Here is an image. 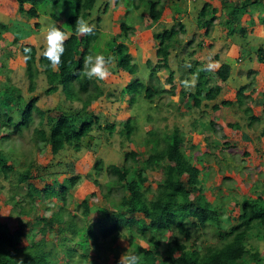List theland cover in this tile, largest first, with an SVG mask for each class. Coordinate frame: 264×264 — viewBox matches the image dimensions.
Masks as SVG:
<instances>
[{
    "label": "trees",
    "instance_id": "16d2710c",
    "mask_svg": "<svg viewBox=\"0 0 264 264\" xmlns=\"http://www.w3.org/2000/svg\"><path fill=\"white\" fill-rule=\"evenodd\" d=\"M96 1L16 0L19 13L28 17H38L42 6L50 7L51 5L55 8L67 2L73 5V13L66 17L67 28L59 26L69 35L65 41V51L58 68L48 67V61L40 55L43 45L39 46V51L30 43H23L20 47L29 94L37 88L38 75L41 73L46 82L44 93L50 95L59 91L64 95L62 102L65 104L61 102L54 106H39L37 95L25 97L21 87L12 83L11 77L7 78L9 83H5L0 89V127L7 129L2 139L9 138L12 133L20 134L23 128H29L34 122L35 113L40 118L32 129L33 141L36 145L41 142L43 146H48L53 156H56L66 145L79 150L80 142L84 138H92L91 131L94 123L98 125L99 117L93 115L92 120L82 121L78 128L72 124L70 117L72 114L81 116L93 101L105 98L104 88L102 89L99 85L102 81L95 78L89 79L82 73L84 57L94 50L91 46L99 39V29L93 26L94 32L91 35H78L75 32V21L78 18L88 21ZM121 2L125 5L123 0H116V4ZM130 2L128 6L132 5L131 8H145L148 18L154 23L159 21L166 5L165 0H130ZM261 4L264 5L263 0H243L233 5L232 8L242 14L244 8H248L249 5L259 6ZM240 7L244 10L240 11L238 9ZM227 8L229 10L231 7ZM47 13L56 21L64 17L60 16V11L56 9ZM127 13L125 14L128 15ZM212 13L214 9H211L208 2H204L200 16L204 17L206 35L214 25L222 22L214 15L209 16ZM64 14L65 12L62 13ZM262 22L264 23V18ZM35 23L39 24L38 21ZM177 26L173 25L170 29H163L162 32H153L156 43L152 57L158 64L150 70L156 80L145 89L138 88L137 90L138 94L147 99L152 100L153 95L161 96L166 92L171 95L176 94V86L173 82L176 75L174 70L170 69L169 56L179 33L184 32L181 24ZM119 28L117 34L119 38L116 40L113 36L104 44L107 52L115 50L112 55L107 53V56H112L113 60L110 64L112 72L109 73L118 75L123 72L131 76L126 83L128 88L134 85L144 86L143 82L135 77L138 68L131 63L132 55L126 43L134 30L130 29L132 27H129L124 20ZM7 30L6 24L0 22V38ZM16 40L18 39H14L15 43H17ZM191 42L189 41V44ZM25 49L31 51L26 53ZM24 55H29L30 59L25 61ZM257 58L264 59L262 49L257 50ZM115 64L120 72L113 70ZM160 69L168 70L166 80L170 83L169 89H165L158 83L157 72ZM207 71V68L201 70L202 73H207ZM189 72L198 73L193 68ZM215 74L220 81L225 82L230 75V66L220 63ZM203 82H198V88L196 87L194 92L181 88L178 93L183 98L193 97L195 106H200L204 99L205 106L208 105L213 111L222 105H232L236 102L244 107V100L241 96L244 94L242 87L236 91V101L221 99L218 103L211 104V101L220 97L221 87L219 85L210 86L205 81ZM107 93L109 94L106 98H109L112 104L113 101H118L117 98L108 97L111 93L106 90L105 94ZM76 101L79 105L74 107L73 103ZM119 104L122 103L118 102ZM13 109L17 112L20 109L18 119ZM243 111L249 115L247 117L250 121L264 120V102L260 115H254L249 104L244 107ZM49 113L53 119L48 133L42 127V122ZM111 117L114 116H109V119ZM164 117L166 118V115ZM132 120L135 119L131 115L125 119L120 131L122 135L125 133L124 135L129 139L135 130ZM215 123L210 120V125L214 130ZM115 126V123L107 120L104 126L100 125V129L104 128L111 135ZM228 126L234 127L233 123H229ZM176 130L180 132L178 127L175 130L171 128V132H165L166 134L151 129L147 131L146 142L150 145L146 156L136 150H128L124 151L122 162L107 165L104 164L102 158L96 157L92 163V170L96 175L104 174L108 179L102 183L96 176L93 177V183L100 192L99 196L93 191L86 194L80 201L73 199L70 189L85 178L81 173L71 170L70 175L55 182L56 184L47 182L40 187L31 181L32 172L36 169L37 177L42 182L45 168L39 171L40 169L35 167L31 159H26L24 168L18 172L19 178L16 183L17 187L22 183L27 184V189L20 198L26 200L29 208L33 209L38 203L37 200L43 196L49 197L52 205L46 209L50 211V214L36 215L27 222L32 230L34 228V234L31 232L26 234L27 243L25 245L22 244V240L25 236L26 223L19 221L17 226L11 229L7 223L0 221V264H80L72 260L77 251L71 245L72 237L77 236L78 233L86 235V244L92 245L93 249L90 251L94 257H100V241L112 240L114 237L129 238L130 252H139L141 264H250V258L258 259L263 256L264 259V251L261 253L257 247L248 243L254 229H259L260 236L264 237V193L259 192L254 197L243 196L237 215L238 223L229 230L222 229L220 224L222 214L206 198L205 183L201 181V169L208 168L210 171L209 159L204 160L206 157L204 155H207L209 151L196 150L200 153L197 152L196 157L192 158L191 151L195 146L186 139L185 134H179ZM262 133L264 134V129ZM160 134L163 135L159 136ZM227 144L230 143L223 142V146ZM208 146L218 145L210 142ZM2 153L0 148V174L8 178L9 173L13 171V166L3 159ZM218 154L214 156L220 158L221 153ZM200 155L203 156L200 157ZM204 161H206L205 165H201ZM156 170L162 171V178L153 189L148 182V175L149 172ZM216 178L217 176H213L212 181ZM207 188L211 189V186H206ZM216 189L221 194L220 186L217 185ZM114 191L119 193H114ZM16 195L18 194H12L10 202L14 206H19L20 201ZM208 224L216 227L215 231L221 242L201 246L197 243V238H192L193 229L202 228ZM168 232L170 233L169 240L164 243V235ZM136 239L144 241L147 246H142ZM158 251H162V254L160 252L161 255H159ZM79 256L84 261L95 262L88 254Z\"/></svg>",
    "mask_w": 264,
    "mask_h": 264
},
{
    "label": "rangeland",
    "instance_id": "374dc122",
    "mask_svg": "<svg viewBox=\"0 0 264 264\" xmlns=\"http://www.w3.org/2000/svg\"><path fill=\"white\" fill-rule=\"evenodd\" d=\"M123 1L125 4L123 11L128 12V15L122 16V20L129 27H132L130 29L135 30L136 36L131 40L134 46H136L131 63L135 64L138 68L135 77L139 78L144 86L133 84L134 86L130 85L131 87L128 88L126 87V83L130 79H121V76L118 77L121 81L108 77L102 83H99L105 92L107 90L111 94L113 93V95L110 94L108 97H112V99L117 98L118 101H113L114 103L112 104L108 100L109 98H106L109 93L105 94L104 92L105 98L93 101L87 106L81 116L71 115V122L76 128L79 127L82 121L92 120L93 115L99 117L100 124L94 123L91 131L92 138H84L80 142L79 150H76L71 145H66L56 156H53L48 146H43L41 142H38L36 145L32 138V129L40 118L36 113L34 114L33 124L29 128H23L20 134L12 133L9 138L2 139V135L7 132V129L0 127L2 157L13 166V171L9 173L8 178H4L0 174V221L7 223L11 229L16 227L19 221L26 223L25 236L22 240L23 245L27 243L26 234L28 235L30 232L34 234V228L32 230L27 222L36 215L50 214V211L46 208H50L49 206L52 205V200L49 197L43 196L40 200H37L38 203L35 204L34 208L30 209L28 202L20 198L25 193L27 184L22 183L17 187L16 183L19 178L18 172L24 168L27 162L26 159H31L35 163V167L40 169L39 171L45 168V171L42 170V182L37 177L38 172L36 169H33L32 172L31 181L40 187H43V184L47 182L50 184L62 180L65 176L70 175L71 170L81 173L86 179L83 178L75 187L70 189L73 199L80 201L86 194L93 191L99 196L100 192L98 187L93 183V177L96 176L98 181L102 183L108 179L104 174L96 175L94 173L92 170L94 159L96 157L102 158L105 165L119 163L123 160L124 151L128 150H136L141 155L146 156L148 146L150 145L149 142H146L148 139L147 131L150 129L166 134L165 132H171V128L175 130L178 127L180 132L176 131L179 134H185L186 139L195 146L194 150L191 151L192 158L196 157L200 152L209 151L207 155H204L206 156L204 160L209 159L210 171H208V168L205 170L201 169V181L205 183L206 198L222 214L220 220L222 229L229 230L238 223L237 215L239 214L243 196L254 197L259 192L261 194L264 193V134L262 133L264 120L250 121L247 117L249 115L243 111L244 107L249 104L252 107L253 114L260 115L264 102V59L259 60L257 58V50L262 49L264 51V23L262 22L264 18V5H249L248 8H244L245 10L240 7L238 8L240 11L244 10L240 14L232 6L237 3L239 4V1L243 0H205L208 1L211 9H214V13L209 16L214 15L222 21L211 28L210 34H208L209 37L205 34L204 17L200 16L204 0L191 1L192 4L187 1L186 5L189 3L187 10L190 9V14L184 12L186 8L183 9L180 4L174 3V6L171 5L170 8L173 11V16L177 14V17H174L176 21L173 20L171 22H174L173 24L169 22L170 24L154 27L156 29L153 30L154 33L162 32L163 29H170L173 25L178 27L177 24H181L185 30L184 33H179L180 39H178V42L173 43L174 46L172 45V50L175 49L177 54L172 51L169 56L170 69L174 70L178 79L180 77V80H182L183 89L194 92L196 87L198 88V82L205 81L211 86L219 85L221 87L219 98L233 102L236 101V91L241 87L244 89V94L241 95L244 100V107L236 102L232 105H222L218 111L209 112V108L199 110V107L192 106V112L190 116H187L188 113L183 108L185 104L180 102L183 105H180L181 110L173 107L172 105L176 104L177 99L176 97H171V94L168 92L162 93V98H160V95H153L152 100L138 94V88L145 89L151 82H155L154 80L156 79L151 75L150 68L155 67L158 63L152 57L155 52L154 45L147 51L149 47L148 43L142 42L144 40L143 37H145L142 22L134 19V12L137 10H133L135 8L128 6V3H131L130 0ZM165 2L168 5L172 3V0H165ZM115 5L116 0L96 1L92 14L88 18V23L95 27L99 26L101 32L99 39L91 46L94 48L92 52L103 53L107 56V53L112 55V52L115 51L107 52V47L104 45L105 41H110L113 36L116 40L119 38L117 35L119 31L117 21V26L113 23V20H115L113 19V11H116ZM25 6L28 7V5ZM49 6L41 7L42 13H40L38 19L30 17L32 23L31 21H27V16V18L24 16L23 19L17 18L19 10L16 0H0V22L6 24L8 29L6 32L10 33L8 35L5 32V36L3 35L0 38V89L4 87L5 83H9L7 78L11 77L10 81L21 87L25 97L28 98L31 95L38 96L39 106H54L59 104L62 102L64 95L59 91L55 94H45L46 82L43 78L44 75L41 73L38 75L37 88L32 94H29L27 90L28 80L24 74L23 54L20 51V47L23 43L32 42L35 43L32 45L39 51V46L44 45L43 29L49 23L55 22L58 27L63 26L67 28L66 17L73 13V5L67 2L65 5L55 8L51 7V5ZM227 7L231 8L228 10ZM53 9L60 11V16H64L61 18L62 20L56 21L49 17L47 12ZM144 11L146 12L145 8ZM64 12L65 14L62 15ZM98 18L99 21L97 20ZM36 21L39 22L37 24L39 28L34 26ZM104 21L106 25L102 24ZM35 28H38V31ZM14 39H18L16 40L17 43L14 42ZM200 40L203 41V44L198 46L197 43ZM189 41H192L191 44H189ZM238 47L241 52L239 54ZM132 50L131 48V55L133 54ZM149 52H151V55H149ZM213 56H217L220 63L230 66V75L225 82L220 81L215 74L217 65L220 63L214 60ZM113 58L115 57L113 56ZM108 67L110 72H112V66L109 64ZM116 67L117 64L113 65V70L119 71V68L116 69ZM191 68L198 73H190ZM203 68L208 69L207 73L201 72ZM167 75V70L160 69L157 72L158 83L165 89L170 88V83L166 80ZM178 79L174 78L173 82L177 81V83L181 84V81L179 82ZM103 83L106 84L104 85ZM203 85H205L204 82ZM178 86L181 87L182 85ZM202 101L204 102V99ZM118 102H121L123 105H117ZM78 105L77 101L73 103L74 107ZM185 106H188V104ZM202 106L203 104L200 107ZM64 107L66 108L67 106ZM119 109L129 111L130 115L135 119L132 120L135 130L130 136L131 139L126 138L125 133L122 135L120 132L123 121L127 119L128 112L118 111ZM13 110L17 117L16 119H18L20 109L18 112L16 109ZM170 111L173 113L169 114ZM106 113H115V115L113 118L107 119ZM165 115L166 118L164 117ZM185 115L186 117H183ZM197 115L200 122L204 125L197 124L196 126ZM52 119L53 117L50 113L46 114L43 118L42 127L48 133ZM209 119L216 122L215 130L209 125ZM107 120L109 122L112 121L116 125L111 135L104 128L100 129V125L104 126ZM192 120L193 124L191 125ZM205 120H208V122H205ZM228 123H233L234 127L228 126ZM194 126H196L195 129L192 128ZM225 141L226 143H230L227 144V146L230 145L229 147L223 146V142ZM210 142L218 146H208ZM218 153H221L220 158L214 156L219 155ZM202 156L200 155V157ZM205 162L201 165H205ZM226 173L229 175L224 176ZM213 176H217L218 180L212 181ZM161 178V170L151 171L148 175V182L154 189L156 183ZM217 183L221 184V194L216 189ZM206 186H211V189H206ZM13 193L18 194L16 198L20 201L19 206H14L10 202ZM114 193L119 192L114 191ZM53 201L55 200L53 199ZM26 229H29V232ZM215 230L216 227L211 224L198 229L194 228L192 238H197V243L201 246L218 244L221 242V239ZM260 233L259 229H254L251 232L248 243L251 246L257 247L262 253L264 251V237L260 236ZM169 235V232L164 235V243L168 242ZM136 240L142 246H147L144 241L140 239ZM86 241V235L84 234L78 233L77 236L72 237L71 245L77 251L72 259L73 261L80 264H117L120 255L123 252H130L131 249L129 238L114 237L112 240L100 241V257H94V254L90 251L93 247L92 245L88 246ZM160 252L162 254V251H158L157 253L161 255ZM80 254L90 255L95 262L84 261L79 256ZM73 261L71 262L73 263ZM263 263V256L258 259L250 258V264Z\"/></svg>",
    "mask_w": 264,
    "mask_h": 264
},
{
    "label": "clouds",
    "instance_id": "9594fccd",
    "mask_svg": "<svg viewBox=\"0 0 264 264\" xmlns=\"http://www.w3.org/2000/svg\"><path fill=\"white\" fill-rule=\"evenodd\" d=\"M40 13H42V10H39L38 16H40ZM47 14L49 15V13ZM97 20L99 21V18ZM93 26L94 25L89 24L87 20L83 18H78L75 21V32L78 35H91L94 32ZM96 28H98L99 32H101L99 26H97ZM133 34H135V32ZM68 35L69 33L63 31L60 27L57 26L55 22L45 25L42 32L44 45L40 51V55L48 61V67L58 68L61 64V57L65 51L64 45L65 41L68 38ZM30 51V49H25L26 53H29ZM28 59H30V56L24 55V60L27 61ZM112 62L113 60L110 55L105 56L103 53L96 52L89 53L84 57L82 73L89 79L95 78L98 81H102L109 75L110 69L108 65ZM117 264H141L140 254L136 251L123 252L119 257Z\"/></svg>",
    "mask_w": 264,
    "mask_h": 264
},
{
    "label": "crops",
    "instance_id": "0c3cea01",
    "mask_svg": "<svg viewBox=\"0 0 264 264\" xmlns=\"http://www.w3.org/2000/svg\"><path fill=\"white\" fill-rule=\"evenodd\" d=\"M187 1H189L190 2V4H192L191 3V1L192 2H194L195 0H172V3L170 4H168V5H165V8H164V10H163V13H162V15H161V17H160V19H159V21H157V22H151L150 21V19L148 18V14L144 11V8L143 7H141L140 9H138L136 12H134V19H136V20H139L140 22H142L141 24L143 25L142 26V28H143V30H144V35H145V37H143L144 38V40H142V42L144 43V42H146V43H148L147 45H149V47H148V50L147 51H149V49H151L152 47H153V45H155V40H154V37H153V30H156L154 27H160L161 25H164V24H170L173 20H175V18L174 17H177V14L176 15H174L173 16V11L171 10V5L172 6H174V3H177V4H180L181 5V8L183 7V9L184 8H186V9H184V10H182V11H184L185 13L187 12V13H189L190 14V9H188L187 10V8H189L188 7V5H189V3L186 5V2ZM205 1V0H204ZM205 2H208V1H205ZM12 3H14V1H12ZM185 5H186V7H185ZM130 6H132V5H130ZM191 6V5H190ZM115 7H116V11H113L114 13H113V19H115V20H113V23H115V26H117L116 25V21H117V24H118V28L120 27V22H122V16L125 14V10L123 11V8H124V5L122 4V2L121 3H119V4H117V5H115ZM191 8V7H190ZM133 10H135V9H133ZM23 14V13H22ZM21 13H19L18 15H17V18H24V16L26 17V15L25 14H23L22 15ZM28 17V16H27ZM26 17V18H27ZM39 17V16H38ZM38 17H36L37 19H38ZM1 18V17H0ZM33 18V17H32ZM27 21H31V19H30V17H28L27 18ZM176 21V20H175ZM32 22V21H31ZM170 22V23H169ZM33 23V22H32ZM32 23L30 24L31 25V27H32ZM174 23V22H173ZM173 23H171V24H173ZM103 25H106L105 24V21L102 23ZM34 26L36 27L37 25H36V23L34 24ZM140 26V25H139ZM38 28H39V26H37ZM137 27V26H136ZM37 28V29H38ZM154 28V29H153ZM36 29V28H35ZM36 29V30H37ZM119 30H120V28H119ZM38 31V30H37ZM119 32V31H118ZM117 32V33H118ZM184 32H185V30H184ZM184 32H182V33H184ZM8 35L10 34V33H8V32H6ZM6 33H4L3 35L5 36V34ZM116 33V34H117ZM115 34V35H116ZM210 34V33H209ZM206 36H208V35H206ZM134 37H136L135 36V34H133V35H131L130 36V38H129V40L127 41V44H128V46H129V52H131V48L133 49L132 50V56L135 54V50H136V46H134V44H133V41L131 42V40L134 38ZM209 37V36H208ZM136 39V38H135ZM134 39V40H135ZM148 39H150V40H148ZM178 39H180V35H178V37H177V42H178ZM147 41H150V42H147ZM201 41V40H200ZM199 41V42H200ZM131 42V43H130ZM198 42V43H199ZM28 43H30V44H35V43H32V42H28ZM197 43V44H198ZM138 45H139V43H137ZM203 44V41L201 42V44L200 45H198V46H201ZM147 51H144V52H147ZM173 52H176V50L175 49H173ZM239 52H240V49H239V47H238V54H239ZM177 53V52H176ZM241 53V52H240ZM131 54V53H130ZM149 55H151V52H149ZM241 55V54H240ZM238 56V55H237ZM213 59L214 60H216L217 62H219V60L217 59V56H213ZM220 63V62H219ZM219 65L220 64H218L217 65V68L219 67ZM119 76H121V79H127V80H129V79H131L130 78V76L128 75V74H126V73H123V72H121L120 74H114V75H112L111 73H109V75L106 77V78H108V77H112L113 78V80H116V81H121L118 77ZM129 77V78H128ZM168 77V75L166 76V78ZM105 78V79H106ZM176 79H178V76L176 75V77H175ZM178 81L180 82H182V80H180V77H179V79H178ZM102 82H103V80H102ZM101 82V83H102ZM104 85L106 84V83H103ZM178 85H181L180 83H177V81H175V86H176V94L175 95H171V97L173 96V97H176V99H177V101H176V104H174V105H172L173 107H177L178 109H180V105L181 106H183L182 105V103H184L185 105H187L188 104V106H183V108L185 109L184 111H186L188 114H187V116H190V114H191V112H192V106H195V105H193V101H194V98L193 97H187V98H183L182 97V95H180V93H178L179 91H180V89L181 88H183V82H182V86L181 87H179ZM211 86V85H210ZM179 87V88H178ZM178 88V89H177ZM110 89V88H109ZM169 89V88H168ZM162 96L163 95H161L160 96V98H162ZM218 99V100H217ZM216 100H214L213 102L214 103H218L219 101H220V99H222V98H217ZM186 101V102H185ZM180 102H182V103H180ZM212 101L210 102L211 104L213 103ZM202 104H203V106L202 107H200V106H197V107H199V110L200 109H207V108H209L210 110H209V112L210 111H213L208 105L207 106H205V104H204V102H202ZM118 105V104H117ZM120 105H123V104H120ZM125 107H126V105H124ZM127 106H128V104H127ZM181 110V109H180ZM118 111H126V113L128 112V116H127V118L130 116V112L129 111H127V110H118ZM117 111V112H118ZM190 111V112H189ZM216 111H218V109L216 110ZM215 112V111H214ZM170 113H173V112H169V114ZM180 113V112H179ZM207 113H208V111H207ZM165 114H166V112H165ZM168 114V113H167ZM115 115V113H106V118H109V116H114ZM179 115H181V114H179ZM183 117H186V115L185 116H183ZM197 117H198V119L195 121V123H196V126H197V124H199V125H204L202 122H200V120H199V116L197 115ZM207 117V116H206ZM205 122H208V120H205ZM193 124V120L191 121V125ZM229 124V123H228ZM209 125H210V119H209ZM196 126H194V127H192V128H196ZM205 132H207V131H205ZM227 176V175H229L228 173H226V174H224V176ZM215 180H218V177L215 179ZM221 182V181H220ZM216 185V184H215ZM217 185L218 186H221V184H219V183H217ZM206 191H208V190H206Z\"/></svg>",
    "mask_w": 264,
    "mask_h": 264
}]
</instances>
